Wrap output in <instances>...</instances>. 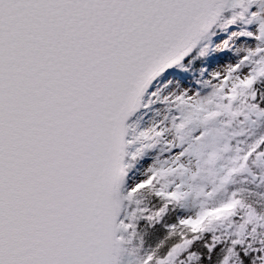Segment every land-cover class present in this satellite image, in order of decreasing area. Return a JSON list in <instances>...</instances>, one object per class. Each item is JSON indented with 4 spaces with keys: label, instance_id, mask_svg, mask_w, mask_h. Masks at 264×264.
<instances>
[{
    "label": "snow or ice",
    "instance_id": "1",
    "mask_svg": "<svg viewBox=\"0 0 264 264\" xmlns=\"http://www.w3.org/2000/svg\"><path fill=\"white\" fill-rule=\"evenodd\" d=\"M0 264H264V0H0Z\"/></svg>",
    "mask_w": 264,
    "mask_h": 264
}]
</instances>
